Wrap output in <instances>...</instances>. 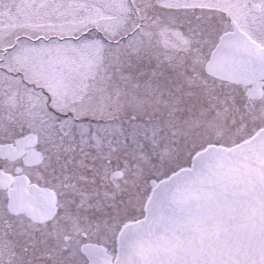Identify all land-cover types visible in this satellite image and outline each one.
Listing matches in <instances>:
<instances>
[{
	"label": "snow or ice",
	"instance_id": "snow-or-ice-1",
	"mask_svg": "<svg viewBox=\"0 0 264 264\" xmlns=\"http://www.w3.org/2000/svg\"><path fill=\"white\" fill-rule=\"evenodd\" d=\"M0 264H264V0H0Z\"/></svg>",
	"mask_w": 264,
	"mask_h": 264
}]
</instances>
